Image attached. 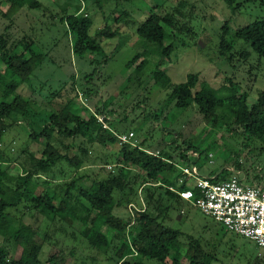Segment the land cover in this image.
Returning <instances> with one entry per match:
<instances>
[{"label": "rangeland", "instance_id": "374dc122", "mask_svg": "<svg viewBox=\"0 0 264 264\" xmlns=\"http://www.w3.org/2000/svg\"><path fill=\"white\" fill-rule=\"evenodd\" d=\"M39 1L42 3L40 9L24 8L12 21L4 17L9 8L4 2L2 10L0 9V34L5 33V29L13 22L11 29L6 32L12 40L26 38L32 41L33 50L45 55L44 62L35 70L30 82L18 90L24 98H29L33 89L40 112L61 110L64 107L58 96L61 88L66 87L68 90L75 83L78 91L75 99L77 106L88 108L81 115L88 118L104 105L108 113L106 126L110 127L111 124L120 134L133 133L132 144L135 146H143L157 154L169 153L177 164L184 166L186 162L179 157L180 152L186 148L184 143L202 144L203 149L209 148L208 153L197 154L196 163L191 156V161L187 163L189 166L195 165L201 176L213 177L222 169L228 168L233 176L244 183L264 185L262 143L246 140V136L241 134L230 133L228 125L220 126V122L232 120L227 114H222L215 127L199 115L195 104L185 111L175 108L174 104L165 107L172 88L161 89L150 79L159 65L170 76L173 88L184 83L190 74H199L201 82L221 91L225 90L227 80H232L240 87V94H247L249 105L256 103L264 90V59L260 60L252 47L237 40L235 34L239 28L256 20H264V0H239L242 7L237 11L229 8L223 0H137L117 5L104 1L105 14L97 9L93 1H89L86 3L88 15L94 21L89 35L97 41L101 51L100 54L88 53L82 58L75 55L74 37L61 19L67 0ZM114 10L118 11L117 15L122 12L127 14L124 23L113 27L119 29L121 34L113 39L99 38L97 31L104 28L106 16L113 17ZM68 11L72 14V9ZM151 13L173 16L179 23L178 27L185 26L184 31L173 39L176 50L170 59L162 58L156 53L151 54L155 45L141 40L137 34L138 27ZM110 22L113 23V19ZM226 24L229 28L227 57L220 54V42ZM164 28L170 36L177 33L175 28H169L165 24ZM246 53L249 55L246 56ZM136 55L142 57L126 72V65ZM145 59L148 66L141 75H135V69ZM2 68L4 66L1 64ZM92 73L93 80L86 83V75ZM88 89L94 91L92 97L85 94L84 91ZM65 93L61 91V94ZM164 108L166 111L158 122L148 117L159 114ZM164 126L168 128L167 132L162 131ZM29 135L26 123L20 122L10 126L4 136L3 150L12 160V164L5 165V168L12 176L20 175L24 168H30L33 158H39L43 152L44 140L34 142ZM61 142L57 138L55 145L60 147ZM63 142L73 146L71 155L80 154L79 148L83 145L90 152L89 158L80 171L72 169L66 163H60L47 178L51 183V190L76 178H81L89 188L94 181L103 180L110 173L114 175L118 172L120 143L105 148L98 144L83 143L82 140ZM237 164L240 166L237 167ZM42 182L40 181L36 191L38 195H43L47 189ZM192 183L189 181L190 185ZM138 186L132 205L128 209H117V216L127 219L134 211L146 209L147 187ZM164 207L171 208L165 214L166 226L217 246L216 260L212 264H254L257 255L264 256V249H258L255 244L242 237L226 235L219 224L187 202L179 206L166 199L162 208ZM13 215L17 225L24 223L37 229L43 245L40 255L42 263L51 255L59 253L66 258L67 264H118L114 246L107 250L91 247L80 236L79 223L71 226L48 221L36 209L25 204L14 211ZM103 232L109 236L113 234L106 228ZM2 242L3 238L0 237V244ZM11 251L12 257L16 259L21 255V248H11ZM142 264L160 263L144 258ZM183 264H188V261L183 260Z\"/></svg>", "mask_w": 264, "mask_h": 264}, {"label": "trees", "instance_id": "16d2710c", "mask_svg": "<svg viewBox=\"0 0 264 264\" xmlns=\"http://www.w3.org/2000/svg\"><path fill=\"white\" fill-rule=\"evenodd\" d=\"M81 1L85 3L83 11ZM89 1H93L97 9L105 14L104 1L117 5L137 0H67L68 4L63 9L61 19L74 37L75 55L81 58L88 53L101 51L100 45L89 35L94 24L92 17L88 15L86 3ZM223 1L234 11L242 7L239 0ZM4 2L9 5L4 17L10 21L24 8L36 10L42 6L39 0H0L1 10ZM68 9H72V14ZM117 12L114 10L112 18L111 15L104 18V28L96 33L99 38L113 39L121 34L119 29L113 27L124 23L127 14L122 12L117 15ZM111 19L113 23L110 22ZM164 24L175 28L177 33L170 36ZM177 24L179 23L173 16L151 13L140 24L137 34L141 40L155 45L156 48L152 49L151 54L156 53L162 58L170 59L176 50L173 39L185 29L184 25L178 27ZM11 25L5 29V33L0 34V237L3 238L0 244V264H67L66 258L59 253L51 255L46 262H41L43 245L37 229L24 223L17 225L13 215V212L24 204L36 209L48 221L67 223L71 226L79 223V234L91 247L107 250L114 246L118 264H142L144 258L156 260L160 264H183V260L188 261V264H212L216 260L217 252L214 243L208 244L204 239L165 225V214L171 208H162L164 201L168 199L179 206L185 202L171 188L180 192H196L189 184L188 177L180 183L183 176L179 172V164L169 153L157 154L143 146L123 144L120 148L118 172L114 175L110 173L105 179L94 181L89 188L83 184L81 178H76L51 190V183L47 178L60 163H66L72 169L80 171L86 166V159L89 158L90 152L83 145L79 148L80 154L71 155L73 146L63 141L82 140L83 143L89 142L109 148L120 143L117 135L122 134L112 128L111 124L105 129L99 122L98 117L103 118V123L108 122L107 108L104 105L88 118L81 115V112L88 111V108L77 106L75 99L78 97V91L75 83L68 90L66 87L61 88L58 96L64 107L58 111L40 112L33 89L29 98L19 94V88L30 82L35 70L44 62L45 55L33 50L32 41L26 38L13 41L6 33L11 29ZM223 29L220 54L226 56L229 47L228 25ZM235 38L249 44L260 60L264 59V20H256L239 28ZM141 57L136 55L126 65L125 71L130 70ZM1 64L4 66L2 69ZM147 66L148 61L145 59L137 66L134 74L141 75ZM92 76L93 73L86 75V83L93 80ZM150 79L161 89L172 88L165 107L174 104L175 108L185 111L195 104L199 115L215 127L218 126L222 114H227L232 120L222 121L220 126L228 125L230 133L241 134L246 136V140L252 139L264 145V90L256 103L249 105L247 94H240V87L232 80H227L225 90L221 91L201 82L199 74H190L184 83L173 88L170 76L159 65ZM61 91L66 93L61 94ZM84 92L90 97L94 95L91 89ZM164 111L165 108L159 114L148 117L158 122ZM9 121H12V124H9ZM20 122L26 123L32 141L44 140V149L39 158H33L30 168H24L20 175L12 176L5 168V165L12 164V160L4 152L3 142L9 127ZM167 130L165 126L162 127V131ZM57 138L62 140L60 147L55 145ZM184 145L186 148L180 152L179 157L186 165H189L187 163L191 161V156L195 158L196 163L197 154L206 155L209 151V148L203 149L202 144L185 142ZM239 166L237 164V167ZM232 176L233 172L226 168L209 178L212 183H220ZM40 181L47 187L43 195L36 192ZM138 185L147 187L146 209L134 211L127 219L117 216V209H128L132 205V199L138 193ZM221 227L226 235L232 234ZM104 228L110 230L112 236L105 234ZM11 248H21L19 258L12 257ZM254 264H264V256L257 255Z\"/></svg>", "mask_w": 264, "mask_h": 264}, {"label": "built area", "instance_id": "2783aa9c", "mask_svg": "<svg viewBox=\"0 0 264 264\" xmlns=\"http://www.w3.org/2000/svg\"><path fill=\"white\" fill-rule=\"evenodd\" d=\"M82 2V11L85 3ZM99 122L108 129L103 119ZM120 144H132L133 133L117 135ZM183 183L188 177L193 190L176 191L180 198L196 207L203 215L210 217L228 232L242 237L258 248L264 249V185L247 184L236 176L220 182L212 183L210 178L200 175L195 165H178Z\"/></svg>", "mask_w": 264, "mask_h": 264}]
</instances>
